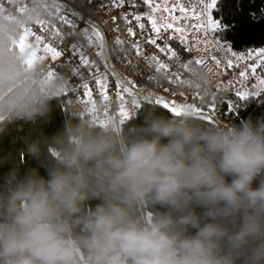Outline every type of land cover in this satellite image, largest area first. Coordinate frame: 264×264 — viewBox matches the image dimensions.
<instances>
[{
  "label": "clouds",
  "instance_id": "9594fccd",
  "mask_svg": "<svg viewBox=\"0 0 264 264\" xmlns=\"http://www.w3.org/2000/svg\"><path fill=\"white\" fill-rule=\"evenodd\" d=\"M53 17L47 0L0 7V133L46 120L72 87L16 47ZM184 86L208 91L210 67ZM86 110L73 104L60 132L27 144L46 176L16 164L3 177L0 264H264V117L208 124L149 106L129 125Z\"/></svg>",
  "mask_w": 264,
  "mask_h": 264
},
{
  "label": "built area",
  "instance_id": "2783aa9c",
  "mask_svg": "<svg viewBox=\"0 0 264 264\" xmlns=\"http://www.w3.org/2000/svg\"><path fill=\"white\" fill-rule=\"evenodd\" d=\"M61 1L67 3L70 9L61 11L58 7H52L54 17L38 22L27 32L39 42L41 49L49 46L62 52L61 57L53 59L43 55L40 50L38 61H43L49 72L70 78L72 87L64 94L68 96L69 111L73 104L83 105L87 110L79 113V116H87L98 123H123L133 119L140 109L141 99L136 96L137 92L151 98L159 93L166 94L173 103L192 105L197 110L193 111L194 114L212 116L216 110V85L229 83L241 71L249 70L253 63L252 60L244 63L230 61L232 67L228 64L218 72L208 91L190 90L184 86V81L190 77L191 71L183 65L187 63L189 69L193 65H208L212 73L218 56L214 52L191 51L181 38L173 36L166 28H160L161 38L157 39L156 44L150 43L157 33L147 15L145 0H123L122 3L120 0ZM163 1L150 0V3L161 4ZM16 3L17 0H0V7ZM137 16L139 20L135 19ZM86 23L96 26L101 34V43L91 42L84 31ZM129 29L134 35L129 33ZM104 51L111 68L116 69L127 83L129 92H123L124 87L107 65ZM173 53L177 55L174 57ZM85 59L89 61L87 65ZM198 59L203 63H194ZM161 65L165 67L161 68ZM96 80L103 81L107 92L96 87ZM85 84L91 89L90 93L84 88ZM122 112L128 113L126 119Z\"/></svg>",
  "mask_w": 264,
  "mask_h": 264
},
{
  "label": "trees",
  "instance_id": "16d2710c",
  "mask_svg": "<svg viewBox=\"0 0 264 264\" xmlns=\"http://www.w3.org/2000/svg\"><path fill=\"white\" fill-rule=\"evenodd\" d=\"M212 17L220 25L219 29L215 30L216 36L233 50L260 52L264 49V0H218L212 9ZM16 47L19 48L17 45ZM258 70L264 77V60ZM215 104L214 115L204 117L193 114V116L208 124L230 121L240 124L249 117L253 121L264 117V92L259 97L251 95L241 97L235 93L223 94ZM149 106H155L158 114L175 115L170 109L141 99L137 115L129 120L128 124H141L144 109ZM51 107L52 111L46 120L38 119L35 122L15 120L8 124L3 133H0V184L3 183V177L16 164H19L21 175L30 168H37L41 175H47L46 169L40 165V162L26 154L24 150L28 143L41 135L49 138L56 135L64 128L65 122L72 118L68 109L67 95L53 100ZM258 184L259 178L254 181L253 186ZM89 203L95 205L98 201Z\"/></svg>",
  "mask_w": 264,
  "mask_h": 264
},
{
  "label": "rangeland",
  "instance_id": "374dc122",
  "mask_svg": "<svg viewBox=\"0 0 264 264\" xmlns=\"http://www.w3.org/2000/svg\"><path fill=\"white\" fill-rule=\"evenodd\" d=\"M61 2L63 5H57L53 3L51 0H47L48 4H50L52 7H58L61 11L70 9L67 3L63 1ZM210 3L211 0H164L163 3L161 4L146 3L145 7L147 10L148 17L152 20V22H155L158 28H166L173 36L181 38L184 41V43L188 46V48L193 52H209L214 48H217L216 45H214L215 41L216 44L218 43L217 42L218 37L216 36L215 31L210 30L208 25L209 19L214 21L212 17V9L215 6L211 8L208 7ZM182 8L185 11H181ZM168 24H172L173 27L171 29L167 28L166 26ZM199 25H203V26L194 27ZM177 28L181 29L182 31L177 32L175 30ZM84 31L91 39V42L98 44L101 43V34L95 25L93 26L91 24L86 23L84 26ZM22 38L25 47L32 50L33 61H38L40 50L43 52V55H48L52 57V54L46 50V46H44L41 49L39 46V42L33 39L29 34V32H27V35L24 33ZM230 51L238 55V57L247 56V58H251L253 56L251 59L247 60V61L252 60L253 63L249 68V70L244 71L246 73L244 77L237 75L234 78H232L229 83L226 84L218 83L216 85L217 89L225 88L226 87L225 85L232 83L233 80H237L239 77L243 79L244 83L248 82L247 85L245 84L246 91H242V93H247L246 96L257 95L259 97L264 92V84H261V81L264 80V77L259 72L258 68L264 60V55H257L258 52H239L233 49H230ZM215 53L217 56V52ZM237 60L238 59L235 58L234 60L231 61H234L236 63L247 62V61L238 62L241 60L238 61ZM218 63H219V58H218ZM148 94L152 96L150 93ZM152 99L154 100V102L159 99L168 102L170 105H172L173 103L171 97H169L166 94L159 93L153 95ZM173 104L177 106L182 105L180 102H176ZM158 105L163 106V104H158Z\"/></svg>",
  "mask_w": 264,
  "mask_h": 264
},
{
  "label": "snow or ice",
  "instance_id": "6c2138e0",
  "mask_svg": "<svg viewBox=\"0 0 264 264\" xmlns=\"http://www.w3.org/2000/svg\"><path fill=\"white\" fill-rule=\"evenodd\" d=\"M120 2L122 3L123 0H120ZM145 2H146V3H150V0H145ZM216 3H217V0H211V3L208 5V7H210V8H211V7H214V6L216 5ZM181 11H185V10L182 8ZM135 19L139 20L140 17L137 16V17H135ZM113 20H115V17H113ZM208 25H209L210 30H213V31L218 30L219 27H220L218 21H213V20H211V19L208 20ZM143 26H144L143 24L140 25L141 28H143ZM202 26H203V25L194 26V27H202ZM152 27H153L154 31L157 33V37H155V38H151L149 42L152 43V44H156L157 39L161 38V37L159 36V33H160L161 30H160V28H158V27L156 26L155 22H153ZM166 27L169 28V29H171V28L173 27V25H172V24H168ZM175 30H176L177 32H181V31H182V30L179 29V28H177V29H175ZM128 31H129L130 34H133V35H134V33H132V30H131V29H129ZM25 34L27 35V30H26ZM18 47L21 48V49L25 47V44H24L23 38H22L21 41L19 42ZM46 50L52 54V58H53V59H57V58H59V57L62 56V52H61V51H58V50H57L56 48H54V47H48V46H46ZM164 50H165V49H161V51H164ZM172 55L175 57L177 54H176V53H173ZM257 55H264V49L260 50V52H258ZM32 60H33V59H32ZM30 62H31V61H30ZM84 63L87 65V64L89 63V61H88L87 59H85V60H84ZM194 63L200 64V63H203V60L198 59V60H195ZM163 67H165V66H164V65H161V68H163ZM183 67H184L185 69L191 71V69L188 68V64H187V63H185V64L183 65ZM229 67H232L231 62H229ZM239 75H240L241 77H244V76L246 75V73L243 72V71H241V72L239 73ZM179 79H180V76H179V74H178V75H177V80H179ZM184 82H186V81H184ZM94 83H95V85H96L97 88L101 89L102 91L107 92V86L103 83V81H101V80H96ZM130 83H131V82H130ZM261 84H264V80L261 81ZM114 86L119 87V85H114ZM84 88H85V89H88V92H89V93L91 92V89L89 88V86H88L87 84L84 85ZM123 92H129V88H128V87H124V88H123ZM237 95L243 97V96H246L247 93H240V92H238ZM155 103H156V104H163V107H164L165 109H170V111H171L172 113H174L176 116H180V115H181L186 109H188V108H191L192 111H197V110H196L195 108H193L192 105H190V104H185V105H181V106H177V105H175V104L170 105L168 102H165V101H162V100H159V99L156 100ZM122 116L126 119L127 116H128V113H127V112H122ZM121 122H123V120H122Z\"/></svg>",
  "mask_w": 264,
  "mask_h": 264
},
{
  "label": "crops",
  "instance_id": "0c3cea01",
  "mask_svg": "<svg viewBox=\"0 0 264 264\" xmlns=\"http://www.w3.org/2000/svg\"><path fill=\"white\" fill-rule=\"evenodd\" d=\"M217 42H218L217 44H216V41L214 43V45H216L217 48H214L213 50L209 51V52H214V53L217 52V56L219 58V63L216 64L215 71L211 73L212 81L215 79L217 73L223 71L231 60H234L235 58H237L238 60H241V61L237 60L238 62H244L253 57V56L251 58H247V56L238 57V55L230 51V49L232 48L226 42H222L218 38H217ZM245 84L247 85L248 82L244 83L243 79L238 77L237 80H233L232 83L225 85L226 86L225 88L223 89L218 88L217 98H219L223 94H228V93L237 94L238 92L242 93V91H246ZM243 97H246V96H243Z\"/></svg>",
  "mask_w": 264,
  "mask_h": 264
},
{
  "label": "water",
  "instance_id": "95a60500",
  "mask_svg": "<svg viewBox=\"0 0 264 264\" xmlns=\"http://www.w3.org/2000/svg\"><path fill=\"white\" fill-rule=\"evenodd\" d=\"M53 3L57 4V5H63L61 1L59 0H51ZM79 18H81L79 16ZM104 56H105V59H106V62H107V65L108 67L112 70V72L114 73L115 77L119 80V82L121 83V85L123 87H128L127 83L124 81V79L122 78V76L120 75V73L116 70V69H112L110 64H109V57L106 53V51H104ZM139 98L141 99H144V100H147L148 102H151V103H154L153 99L142 94V93H137L136 94Z\"/></svg>",
  "mask_w": 264,
  "mask_h": 264
}]
</instances>
